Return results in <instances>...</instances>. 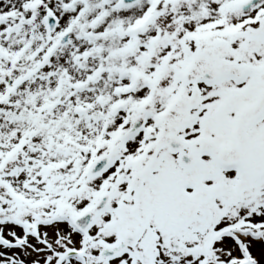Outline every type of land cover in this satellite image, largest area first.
<instances>
[{"label": "snow or ice", "instance_id": "snow-or-ice-1", "mask_svg": "<svg viewBox=\"0 0 264 264\" xmlns=\"http://www.w3.org/2000/svg\"><path fill=\"white\" fill-rule=\"evenodd\" d=\"M0 264H264V0H0Z\"/></svg>", "mask_w": 264, "mask_h": 264}]
</instances>
